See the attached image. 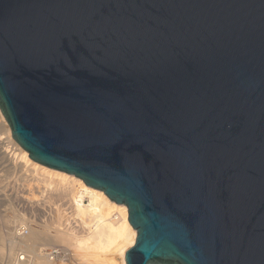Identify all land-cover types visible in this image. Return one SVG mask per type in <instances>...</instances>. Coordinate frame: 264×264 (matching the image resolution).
Segmentation results:
<instances>
[{
	"label": "water",
	"instance_id": "water-1",
	"mask_svg": "<svg viewBox=\"0 0 264 264\" xmlns=\"http://www.w3.org/2000/svg\"><path fill=\"white\" fill-rule=\"evenodd\" d=\"M0 110L126 205L125 264H264V0H0Z\"/></svg>",
	"mask_w": 264,
	"mask_h": 264
},
{
	"label": "bare ground",
	"instance_id": "bare-ground-1",
	"mask_svg": "<svg viewBox=\"0 0 264 264\" xmlns=\"http://www.w3.org/2000/svg\"><path fill=\"white\" fill-rule=\"evenodd\" d=\"M27 171L40 183L45 196L39 203L41 208L37 209L42 215L45 210L48 211V216L36 222L24 217V212L15 213L17 218L9 212L7 216L11 213V218L1 219L0 264H12L19 253L28 256L26 264H65L67 260L61 257L53 261L47 257L45 250L51 246L45 245L56 243L67 247L74 262L72 264H125V252L136 238L126 205L112 201L102 190L88 186L73 174L31 159L28 152L12 138L10 127L0 110V180L5 174L23 177ZM7 189L0 186L1 204L9 199L16 202L19 197L12 192L7 193ZM62 198L68 202L66 208L52 201ZM19 219L21 222L17 223ZM28 222L34 227H29L27 235L16 236L15 230L20 235L19 227Z\"/></svg>",
	"mask_w": 264,
	"mask_h": 264
},
{
	"label": "rangeland",
	"instance_id": "rangeland-1",
	"mask_svg": "<svg viewBox=\"0 0 264 264\" xmlns=\"http://www.w3.org/2000/svg\"><path fill=\"white\" fill-rule=\"evenodd\" d=\"M12 162H13V164H15V161H12ZM16 164H18V162ZM5 175L0 180V186L2 187V189L3 188L7 189L9 187L7 189V193H11L12 192L11 194H13V195L15 194L17 197L18 196L19 197L17 198L16 202H14L15 200L12 201L11 199H9V200L6 201V203H3V204L0 203V221H2L4 218H11V216L13 217L15 215V213L18 214L19 212H21V213L24 212L25 213L24 217L29 218V220L35 219L34 221H36V222H41L44 219H47L48 211L45 210V214L42 215V212L37 209V207L41 208V205L39 203L43 202V198L45 196L41 192L42 187H41L40 183H38L36 180H34L32 174H29V171H27V172L24 173L23 177L22 176H20V177L18 176L17 177V175L14 176L12 174H10V175L8 174L6 176ZM2 181H3V183H2ZM4 184H5V186H4ZM11 201H12V203H11ZM52 201H54V202L56 201L55 204L56 205H61V207H63V208H66L68 206V202L65 201V198L54 199ZM18 203H19V205H18ZM16 204H17V206H15ZM21 204H22V207H21ZM6 205H7L8 208L6 207ZM30 206H31V208H30ZM9 212H11L13 214L11 215V213H10L7 216V214ZM38 212L40 214H38ZM14 217L17 218L16 216H14ZM19 222H21L20 219L17 221V223H19ZM29 222L26 223V225H25V227L27 228V233L29 231V227L30 226L34 227V224L32 223L30 225ZM23 224H25V223H20V225H23ZM18 226L19 225H17L15 228L17 229ZM27 233L22 234V235L21 234L18 235L16 233V230H15V235L18 236V237L27 235ZM0 245H1V243H0ZM53 245L62 246L65 249L67 248V247H64L63 245H60V244H57V243L56 244H47L45 246H53ZM67 252L70 253L69 250ZM68 258L66 260L68 261V260L71 259L70 260L71 263H69V261L68 262L65 261V264H72L73 260H72L70 254H69ZM54 264H55V262H54ZM58 264H63V263H58Z\"/></svg>",
	"mask_w": 264,
	"mask_h": 264
},
{
	"label": "built area",
	"instance_id": "built-area-1",
	"mask_svg": "<svg viewBox=\"0 0 264 264\" xmlns=\"http://www.w3.org/2000/svg\"><path fill=\"white\" fill-rule=\"evenodd\" d=\"M19 232L20 234H25L27 233V228L25 226L19 227ZM47 257L49 258L50 261H53L56 259V257H61L63 259H67L69 257V253L65 248L62 246L58 245H53L47 250H45ZM27 258L28 256L25 253H19L14 259L12 264H26L27 263Z\"/></svg>",
	"mask_w": 264,
	"mask_h": 264
}]
</instances>
